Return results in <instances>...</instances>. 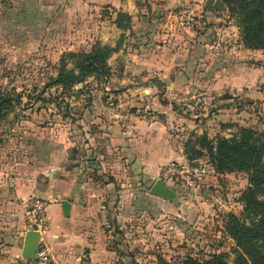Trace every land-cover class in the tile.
<instances>
[{
	"label": "rangeland",
	"instance_id": "rangeland-1",
	"mask_svg": "<svg viewBox=\"0 0 264 264\" xmlns=\"http://www.w3.org/2000/svg\"><path fill=\"white\" fill-rule=\"evenodd\" d=\"M0 1V100L10 98L0 110V172L27 176L48 162L49 153L62 149L67 138L77 143L83 138L95 114L90 106L111 97L107 84L119 83L114 77L106 81L104 76H89L72 89L51 85L63 55L88 52L96 42L120 36L112 33L110 10L104 11L102 34L95 15L88 23H36L28 10L24 23L5 20L14 14L8 1ZM141 1L153 23H177L179 42L170 32L174 29L161 26L166 43L153 41L147 49L159 45L172 71L128 77L123 84L138 82L151 89L140 91L144 101L131 109L161 119L177 157L184 146L206 172L194 185L167 181L176 192L167 207L148 202L146 187V198L137 194L129 220L121 218L118 224L105 219V244L118 259L112 264H181L187 258L202 262L213 254L233 263L237 244L228 230L229 215L245 217L242 195L250 174L236 168L219 172L208 147L215 151L219 139L238 137L242 129L264 133V50L245 45L238 19L224 0H214L211 6L206 0ZM185 12L198 24L188 25ZM65 59L68 67L75 66L73 58ZM158 101L166 112L157 108Z\"/></svg>",
	"mask_w": 264,
	"mask_h": 264
},
{
	"label": "crops",
	"instance_id": "crops-1",
	"mask_svg": "<svg viewBox=\"0 0 264 264\" xmlns=\"http://www.w3.org/2000/svg\"><path fill=\"white\" fill-rule=\"evenodd\" d=\"M3 1L10 3L9 12L14 14L5 20L24 23L28 10L36 23H88L95 15L100 17L102 34L106 28L104 11L110 10L106 12L112 33L120 37L116 41L103 40V44L116 48L108 60L110 72L105 80L114 77L119 83L113 87L107 84L105 90L111 97L99 98L90 106L95 114L89 118L91 128H85L86 132L80 135L83 138L78 143L67 138L62 149L49 153L48 162L30 175L0 172V264L24 262L22 252L27 233L24 201L31 197L46 201L42 241L52 255L47 264H112L118 259L105 244V219L118 224L121 218L129 220L138 202L137 194H144L146 187L148 202L159 208L172 204L171 199L150 193L163 166L178 158L167 127L156 116L137 114L131 109L140 104L138 101H144L140 91L148 93L151 89L138 82H123L131 76L171 73L172 67L165 63L167 55L162 48L147 47L157 41L165 42V29L161 26L174 29L170 32L179 42L177 23H153L150 15L140 13L139 0ZM119 12L131 17L129 28L117 26ZM155 105L166 112L162 109L166 107L164 104L158 101ZM142 197L146 198L142 195L139 199ZM65 200L71 205L68 215L63 212Z\"/></svg>",
	"mask_w": 264,
	"mask_h": 264
},
{
	"label": "trees",
	"instance_id": "trees-1",
	"mask_svg": "<svg viewBox=\"0 0 264 264\" xmlns=\"http://www.w3.org/2000/svg\"><path fill=\"white\" fill-rule=\"evenodd\" d=\"M231 14L236 15L242 28L243 41L249 48L264 50V0H224ZM140 13L147 15L146 4L138 1ZM117 26L127 29L131 26V17L119 12ZM116 50L108 44L96 42L88 52L69 51L61 59L57 75L51 85L62 89H72L84 82L89 76L109 75L108 60ZM65 56L73 58L74 67H68ZM9 97L0 100L9 102ZM210 157L219 172L233 168L250 174V185L243 192L245 217L229 215L228 230L237 244V257L233 263L227 261L223 254H213L202 262L187 258L181 264H264V133L256 134L250 129H242L240 136L231 139H219L216 150L209 146ZM191 162L195 159L185 149ZM161 264H169L161 260Z\"/></svg>",
	"mask_w": 264,
	"mask_h": 264
},
{
	"label": "built area",
	"instance_id": "built-area-1",
	"mask_svg": "<svg viewBox=\"0 0 264 264\" xmlns=\"http://www.w3.org/2000/svg\"><path fill=\"white\" fill-rule=\"evenodd\" d=\"M182 17L185 18L188 25L198 24V21L192 13H183ZM180 157L165 165L161 169L159 179H162L165 183L169 184L167 181H179L185 185H194L197 178L206 172V168L194 162H189L186 157L184 146L179 147ZM26 206V216H27V227L26 232L30 230L38 231L40 234L38 240V250L37 258L34 260L23 258V264H47L52 260V255L49 248L42 241V232L45 228V209L46 201L37 197H31L24 201Z\"/></svg>",
	"mask_w": 264,
	"mask_h": 264
},
{
	"label": "water",
	"instance_id": "water-1",
	"mask_svg": "<svg viewBox=\"0 0 264 264\" xmlns=\"http://www.w3.org/2000/svg\"><path fill=\"white\" fill-rule=\"evenodd\" d=\"M214 0H206V5L211 6ZM195 164L197 162L195 161ZM150 193L152 195L164 198V199H172L176 197V192L170 187L167 183H165L162 179H157L155 183L150 188ZM63 212L65 215L69 214L70 203L68 201H62ZM40 234L38 231L30 230L27 231L25 235V241L23 245V257L27 259L34 260L37 258V250H38V240Z\"/></svg>",
	"mask_w": 264,
	"mask_h": 264
}]
</instances>
